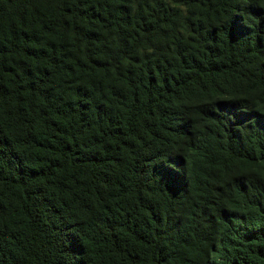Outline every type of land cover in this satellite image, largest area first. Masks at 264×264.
<instances>
[{"label":"trees","instance_id":"1","mask_svg":"<svg viewBox=\"0 0 264 264\" xmlns=\"http://www.w3.org/2000/svg\"><path fill=\"white\" fill-rule=\"evenodd\" d=\"M0 264H264V0H0Z\"/></svg>","mask_w":264,"mask_h":264}]
</instances>
